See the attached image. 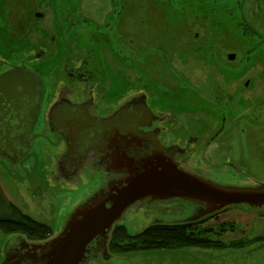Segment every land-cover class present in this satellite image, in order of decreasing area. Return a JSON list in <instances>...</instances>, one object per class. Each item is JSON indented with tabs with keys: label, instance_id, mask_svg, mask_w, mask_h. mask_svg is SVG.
<instances>
[{
	"label": "rangeland",
	"instance_id": "374dc122",
	"mask_svg": "<svg viewBox=\"0 0 264 264\" xmlns=\"http://www.w3.org/2000/svg\"><path fill=\"white\" fill-rule=\"evenodd\" d=\"M49 1V6L37 8L43 12V18L27 21L23 28L18 26L16 33L23 31V34H18L16 45L14 42L0 49V58L19 63L29 57L32 60L29 64L55 90L65 81L64 67L87 58L99 78V86L102 84L106 89L112 85L117 94H122L123 88L128 89L129 95L140 91L148 94L152 110H160L164 115L159 129L161 143L183 147L188 139L192 140L187 149L178 153V163L183 168L229 186L264 184V64H261L264 38L260 43L262 57L255 55L246 59L243 58L245 49L235 52L228 47L242 41L244 48L251 47L249 37L234 34L233 29L239 25L226 12L229 5H146L144 29L147 34L156 30L157 39H153L157 43L150 42L151 47L146 46L143 54L129 50L124 54L129 64L121 66L116 63L113 51L101 48L99 42L93 45L87 41L90 33L61 40L54 26L55 19L64 12L93 18L102 24L111 8L108 0ZM210 6L215 10L211 11ZM263 6L264 0H249L242 6L246 27L253 26L264 32ZM196 32L198 37L194 36ZM107 37H98L104 47ZM0 40H3L1 36ZM158 44L165 51L157 58L156 65L152 56L157 52L152 51ZM171 48L175 51L171 52ZM230 54L235 55L231 62ZM69 85L74 93L79 90V87L75 89L77 81ZM41 142L42 139L37 140L28 155L16 164L0 157V187L5 197L23 212L51 225L50 236L55 237L76 208L93 200L102 185L98 179H90L87 171H82V180L64 179L57 171L56 150L50 146L42 148ZM49 149L53 151L52 165L48 164ZM199 205L189 199L175 198L152 205L150 210H128L117 222L126 225L131 233H138L157 220L167 223L195 220ZM209 216L204 217L201 225L212 228L214 237L227 244L232 242L233 246L159 248L128 253L114 252L107 247L108 255L104 252L95 255L94 250L105 249L107 237L97 242L86 264H150L158 260L173 264H264V207L235 204ZM223 226L225 229L221 230ZM10 235L28 238L24 233H6L0 229V264L6 260L5 251L15 254L16 250L28 249L37 240L28 238V241L25 239L28 245L9 246L13 243Z\"/></svg>",
	"mask_w": 264,
	"mask_h": 264
},
{
	"label": "flooded vegetation",
	"instance_id": "af4514ba",
	"mask_svg": "<svg viewBox=\"0 0 264 264\" xmlns=\"http://www.w3.org/2000/svg\"><path fill=\"white\" fill-rule=\"evenodd\" d=\"M248 2L249 0H108L111 8L102 24L93 18L64 12L55 19L54 26L58 36H61V40L68 39L70 36L90 33L91 36L87 37L88 42L93 45H96L95 42H99L101 48H108L107 50L115 53L112 54L117 58L116 63L118 65L128 66L129 62L124 59V54H128L129 50H132L133 54H140L146 46L151 47L150 42L157 43V40L153 39H157L156 30L153 31V34L148 33V35L144 29L145 17L143 16L146 5L151 3L166 5L225 4L229 5L226 10L228 14L232 10L238 11L236 8L238 7L243 12L239 14L247 19L242 6ZM40 5L49 6L50 1L0 0V36L1 39L3 38L0 40V49H5L14 42L15 45L17 44V36L23 32L16 33L18 26L22 25L21 28H23L27 21L43 18V12L37 9L40 8ZM210 9L211 11L215 10L211 6ZM224 15L227 16L226 13ZM234 18L239 19L238 16ZM103 27L105 30L102 29ZM233 32L240 37H249L248 42L250 44L254 41L260 43L264 38V32L253 26L246 29L235 28ZM45 33L47 34L48 31ZM107 35L109 36L107 37ZM56 36L57 34H55ZM105 36L107 38L104 47L103 41H100L98 37ZM194 36L198 37L199 33L196 32ZM86 45L89 46L88 43ZM227 46L232 47L235 52H242L244 49L250 48V46L244 48L243 41L234 44V46L230 44ZM163 51L165 50L161 48L160 44H158L157 49L152 51L153 54L157 52L156 55L152 56L156 65L159 63L157 58H161L160 55ZM170 51L174 52L175 49L171 48ZM259 54V56H263L262 52ZM245 57L244 54L243 58ZM31 61L29 57H24L19 63L0 58V157L6 161L12 164L18 163L28 155L32 145L37 140L42 139L40 145H46H41L42 148L47 149L50 146L56 150L57 171L64 179L82 180V176H84L82 171H87L90 179L96 178L102 185L96 191L97 196L93 200L105 199L108 201L112 193L116 194L119 188L128 185V180L135 176L137 171H140L138 167L142 166V159L149 155L154 156L157 148L175 149L174 158L178 162L179 150H185L191 144V139H188L187 144L183 147L176 144L166 146L161 143L159 138L161 131L159 129L165 120L164 115L160 110H152L148 104V94L140 91L129 95L128 89L125 88H123L122 94H117L118 92L112 88V85H109L111 78L106 80L107 83L109 82L106 89L102 84L99 86V78L94 74L92 65L87 58L79 60L76 65L64 67L65 81L61 82L63 83H60L61 85H58L57 82L59 88L56 90L55 88L52 89L51 84L45 80L41 72L29 64ZM27 73L37 77L33 75L34 79H32ZM10 75H18L22 78L25 85L22 91L17 90L14 93L13 88L9 87V83H3ZM74 81L78 83L75 89L79 87L75 93L69 85L70 82ZM80 90L81 92L77 93ZM222 96L220 94L219 98ZM228 100L236 99L228 98ZM35 106H37V111L35 117L32 118L29 115V110ZM52 152V149H49L48 164L50 165L54 163ZM157 196L158 194H149L136 199L124 210L121 216L128 210H136L137 208L150 210L152 205L163 204L178 198H160ZM198 209L201 212L202 206L199 205ZM212 214L214 215V213ZM209 215L211 214L205 216ZM205 216L201 218L205 219ZM191 220L194 218L183 222ZM152 223L167 222L157 220ZM117 224L119 222H116L109 232L105 249L94 250L95 255L102 252L108 255L106 249L107 247L111 249L109 242L111 241L112 230ZM12 236L10 235V237ZM28 238H23L21 235L13 236V243L10 245L8 241V244L9 246L17 245V243L20 246L28 245L26 243ZM53 238L50 236L46 239H37L31 242L28 249L16 250L15 254L5 251L6 260L3 261V264H13L16 258L18 259V253L24 255L28 251L31 253L41 252L42 247L34 250V246H44ZM150 264L173 263H166L165 261L163 263L158 260Z\"/></svg>",
	"mask_w": 264,
	"mask_h": 264
},
{
	"label": "water",
	"instance_id": "95a60500",
	"mask_svg": "<svg viewBox=\"0 0 264 264\" xmlns=\"http://www.w3.org/2000/svg\"><path fill=\"white\" fill-rule=\"evenodd\" d=\"M234 57V54L229 55L230 59ZM27 75L34 79V74ZM3 83H9L14 93L25 87L18 75H10ZM36 111L37 106L29 110V115L34 118ZM175 152V149L157 148L155 157L149 155L142 159L143 164L138 167L140 171L128 180L127 186L119 188L116 194L112 193L108 201L96 199L76 208L60 234L44 246H34V250L42 247L41 252L18 253V259L13 264L86 263L97 242L109 236L124 210L136 199L149 194L199 203L202 209L196 219L235 204L264 207V184L238 187L218 183L183 168L175 160Z\"/></svg>",
	"mask_w": 264,
	"mask_h": 264
},
{
	"label": "trees",
	"instance_id": "16d2710c",
	"mask_svg": "<svg viewBox=\"0 0 264 264\" xmlns=\"http://www.w3.org/2000/svg\"><path fill=\"white\" fill-rule=\"evenodd\" d=\"M229 14L232 16L231 20L234 21L235 24L237 23L240 28H248L245 24L246 19L241 16L238 11L232 10ZM235 16H238L239 19H235ZM260 43L254 41L252 43L253 45L251 44V47L244 51L246 59H250L255 55H260L259 53L262 52V50H260ZM258 50L260 51L258 52ZM142 58L144 59L145 57L142 56ZM134 61L135 67L139 71L137 59ZM212 215L213 214L210 216ZM205 219L198 221L191 220L181 223H151L138 233H131L126 225L117 224L112 230L109 247L114 252L128 253L159 248L176 249L184 247H200L207 249H221L234 245L232 242H230L231 244H227L224 240L214 237L211 233L212 228L201 225L200 222ZM0 229L6 233H24L27 237L35 239H46L52 234L51 225L39 221L23 212L17 205L5 197L1 187ZM224 229L225 227L223 226L221 230Z\"/></svg>",
	"mask_w": 264,
	"mask_h": 264
}]
</instances>
